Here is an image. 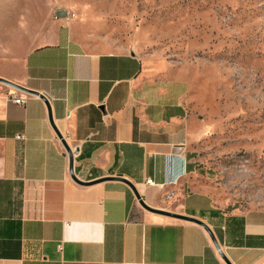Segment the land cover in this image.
Masks as SVG:
<instances>
[{
  "label": "crops",
  "instance_id": "0c3cea01",
  "mask_svg": "<svg viewBox=\"0 0 264 264\" xmlns=\"http://www.w3.org/2000/svg\"><path fill=\"white\" fill-rule=\"evenodd\" d=\"M42 35L31 46L17 28L0 37V78L45 96L76 177L120 174L149 206L204 222L231 264H264V207L218 201L189 81L132 52L87 48L63 16ZM13 90L0 83V264H226L201 226L145 211L124 182H73L45 102L15 90L28 98L14 104Z\"/></svg>",
  "mask_w": 264,
  "mask_h": 264
},
{
  "label": "rangeland",
  "instance_id": "374dc122",
  "mask_svg": "<svg viewBox=\"0 0 264 264\" xmlns=\"http://www.w3.org/2000/svg\"><path fill=\"white\" fill-rule=\"evenodd\" d=\"M57 15L91 50L132 52L188 80L218 201L264 207V0H0V37L17 28L31 46Z\"/></svg>",
  "mask_w": 264,
  "mask_h": 264
},
{
  "label": "water",
  "instance_id": "95a60500",
  "mask_svg": "<svg viewBox=\"0 0 264 264\" xmlns=\"http://www.w3.org/2000/svg\"><path fill=\"white\" fill-rule=\"evenodd\" d=\"M0 83L5 84L7 86H9L12 89H15L17 91H20L22 93L28 94V95H35L40 97L46 104L47 106V110H48V117H49V121L51 126L53 127L57 137L61 140L62 145L64 146L67 155H68V160H69V175L70 178L72 179L73 182H75L78 185H82V186H89V185H93L102 181H106V180H118V181H122L125 184H127L129 186V188L131 189V191L134 194L135 199L137 200V203L139 204V206L141 208H143L145 211L151 212V213H156V214H160V215H165L168 217H172L174 219H178V220H182V221H187V222H192L195 224H198L199 226H201L209 235L212 244L214 245L215 249L218 251L219 256L221 257V259L226 263V264H231L229 262V260L225 257V255L223 254V252L220 249L219 244L217 243L216 239L214 238L210 228L201 220L194 218L192 216H187V215H182V214H176V213H172L163 209H159V208H154L149 206L148 204L145 203V201L143 200L142 196L139 194L138 190L136 189V187L134 186V184H132L130 181L122 178V176L120 174L115 175V176H109V177H103V178H98L92 181H82L80 179H78L76 177V175L73 172V166H72V162H73V155L71 152L70 147L68 146L67 142L65 141V139L62 137L61 133L57 130V128L55 127L53 120H52V116H51V111H50V105L47 101V99L45 98V96H43L42 94H39L38 92L29 90L28 88H25L19 84L13 83L9 80H6L4 78H0Z\"/></svg>",
  "mask_w": 264,
  "mask_h": 264
},
{
  "label": "built area",
  "instance_id": "2783aa9c",
  "mask_svg": "<svg viewBox=\"0 0 264 264\" xmlns=\"http://www.w3.org/2000/svg\"><path fill=\"white\" fill-rule=\"evenodd\" d=\"M68 16L66 18H69V14H67ZM74 14L72 13L71 17H73ZM7 101H10L14 104L17 105H24L26 103V100L28 98V95H19L16 93L15 90H13L11 93H9L8 95L5 96ZM15 139L17 140H24L25 136L24 134H16ZM168 181H166L165 183H155L153 180H151L150 178L146 179V183L151 185V186H155L159 189H163L164 186L166 185ZM175 198V193L173 191H169L164 193L162 199L165 203L172 201Z\"/></svg>",
  "mask_w": 264,
  "mask_h": 264
}]
</instances>
